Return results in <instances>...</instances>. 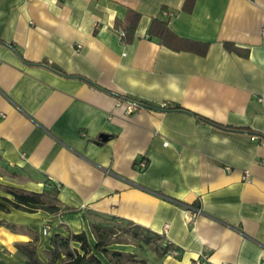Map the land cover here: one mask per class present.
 <instances>
[{
	"label": "crops",
	"instance_id": "obj_1",
	"mask_svg": "<svg viewBox=\"0 0 264 264\" xmlns=\"http://www.w3.org/2000/svg\"><path fill=\"white\" fill-rule=\"evenodd\" d=\"M155 17L195 44L149 35ZM263 31L264 0H0V202L10 187L67 207L0 209V264H29L30 242L48 264L70 232L98 264H264ZM165 240L178 256L154 248Z\"/></svg>",
	"mask_w": 264,
	"mask_h": 264
},
{
	"label": "trees",
	"instance_id": "obj_2",
	"mask_svg": "<svg viewBox=\"0 0 264 264\" xmlns=\"http://www.w3.org/2000/svg\"><path fill=\"white\" fill-rule=\"evenodd\" d=\"M139 17L140 15L138 12L132 9H128L124 19L122 21L119 20L116 21L115 23L116 28H120L123 31V34L120 36L122 41L128 42L132 39L134 34V29ZM148 33L149 35H154L158 37L162 42L170 45V47L175 49H182L186 47L190 48L192 45L195 44L192 41L179 39L168 28L167 22L158 19L157 17L152 19L148 27ZM225 46L228 49L232 48L229 45V43H225ZM202 50L204 51L205 47L202 48ZM174 108L183 110V108L178 105H174ZM207 121H209L211 124L219 128H223V129L231 128L228 125H223L211 120H207ZM234 129L239 130V128H234ZM258 134L264 137V134L261 133ZM6 190L13 195V198L12 199H8L5 197L2 198L4 203L0 202V209L4 211H9L10 208L21 209L24 211H36L38 209H42L50 212L63 211L67 209V207H61V206L59 207L58 205H55L53 203L52 197L51 199L48 198L49 200H46L48 196L47 193L46 194L36 193V192H30V191H25L22 189H15L10 187H8ZM5 203H7L9 206H7ZM95 227L97 226L93 225L94 231H96ZM132 229H133L132 230L133 237L140 238L146 243L150 242L148 239L149 237H154V238L158 237L156 233H153L148 229L143 228L139 225L132 224ZM111 230L112 227L103 226L99 233L96 232V236L98 237V241L95 245L96 249L98 250L101 249L103 252H106V249L102 247L104 244L101 238L104 237V239H106L108 232H110ZM71 241H78L80 243V249L82 250V253H79L76 249L70 246ZM50 243L54 249L51 252L52 258H50L48 264H52V262L61 252L63 253L64 257L61 259L60 264H98L99 263V260L92 253V249L88 244L87 237L84 232H80V233L70 232L67 236L54 234L50 239ZM170 247H171L170 245H163V243H161V244H155L154 248L156 250H159V253L162 255V254H166ZM18 249L26 255V259L29 264H42L40 263L36 255L35 243L30 242V243L19 244Z\"/></svg>",
	"mask_w": 264,
	"mask_h": 264
},
{
	"label": "built area",
	"instance_id": "obj_3",
	"mask_svg": "<svg viewBox=\"0 0 264 264\" xmlns=\"http://www.w3.org/2000/svg\"><path fill=\"white\" fill-rule=\"evenodd\" d=\"M263 32H264V31H263ZM119 33H120V36H121V35L123 34V31H120ZM123 105L125 106V109H126V111H128V112L134 111V110H136L137 108L140 107V105H139L137 102L132 101V100H128V99H126V100L123 102ZM255 138H256V136H254V135L251 136V139H252V140L255 139ZM145 165H146L145 160H140V161L138 162V166H139V168H144ZM243 177H244L245 180H248V172H247V171H245ZM199 210H200V209L197 208V207H196V208H193L192 215H193L195 212L198 213ZM42 231H43V233H46V232H47V227H44ZM170 244H171V243H170L168 240H167V241L165 240V242L163 243V245H170ZM170 246H171V245H170ZM167 253L170 254V255H173V256H178V255L180 254V250H179L177 247H175V246H171V247L168 249ZM191 264H212V263H211V261H210L208 255H206V254H204V253H201L199 256H197V257L193 260V262H192ZM218 264H231V263L221 262V263H218Z\"/></svg>",
	"mask_w": 264,
	"mask_h": 264
},
{
	"label": "water",
	"instance_id": "obj_4",
	"mask_svg": "<svg viewBox=\"0 0 264 264\" xmlns=\"http://www.w3.org/2000/svg\"><path fill=\"white\" fill-rule=\"evenodd\" d=\"M140 106L142 107H145V108H150V109H158L157 107H153V106H150V105H147V104H144V103H141V102H137ZM105 138V137H104Z\"/></svg>",
	"mask_w": 264,
	"mask_h": 264
}]
</instances>
